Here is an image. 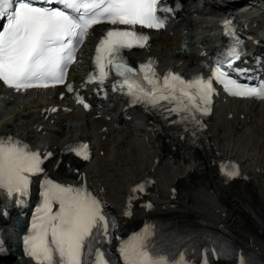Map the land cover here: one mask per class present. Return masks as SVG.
Wrapping results in <instances>:
<instances>
[{
    "label": "bare ground",
    "instance_id": "bare-ground-1",
    "mask_svg": "<svg viewBox=\"0 0 264 264\" xmlns=\"http://www.w3.org/2000/svg\"><path fill=\"white\" fill-rule=\"evenodd\" d=\"M179 1L182 7L176 18L164 31L151 33L147 46L131 53L130 60L152 61L158 72L171 70L195 78L205 74L220 43L210 34L233 9L225 0ZM256 11L242 14L239 21L245 34H257L260 43L254 42V47L264 51V24L255 17ZM100 35L98 28L91 33L81 62L71 71L70 79L79 88L86 86L85 75L92 71L91 51ZM60 92L35 91L17 103L9 96L7 113L0 117V136L25 142L43 155L52 153L46 176L65 186H84L98 197L116 216L115 235L120 240L132 227L151 219L201 216L229 226L243 246L264 258V102L218 99L205 131L204 163L197 165L192 157L171 151L153 120L125 110L116 95L105 99L96 95V105L86 112L74 99L60 98ZM5 93L9 95L0 86V94ZM79 141L90 144L86 161L64 151ZM224 161L239 164L237 179L227 180L221 173ZM141 184L142 192L132 191ZM20 222L13 215L6 226ZM12 237L7 234L6 252L0 255L5 262L0 264H31L16 260L12 247L20 253ZM111 248L116 255L115 241Z\"/></svg>",
    "mask_w": 264,
    "mask_h": 264
},
{
    "label": "snow or ice",
    "instance_id": "snow-or-ice-1",
    "mask_svg": "<svg viewBox=\"0 0 264 264\" xmlns=\"http://www.w3.org/2000/svg\"><path fill=\"white\" fill-rule=\"evenodd\" d=\"M43 3L62 7H36L33 0H0V81L7 87L21 91L64 85L72 92L73 85L66 83L68 68L76 62V52L90 30L106 23L129 27L111 28L100 38L95 49L98 75L89 77L88 82L103 83L114 71L120 79L113 90L124 92L131 103L142 104L145 110L150 105L153 110L163 109L178 116L174 123L198 124L195 113H208L216 91L213 81L229 95L264 100V83L250 86L233 76L247 71L235 66L242 52L238 39L225 58L210 69L211 76L206 79L197 76L185 80L171 72L161 78L152 61L139 69L130 66L123 50L143 48L149 39L136 26L163 29L168 19L164 14L175 10L167 7L164 0H43ZM222 23L225 33L234 35L232 21L225 19ZM76 101L89 109L90 105L80 95ZM64 151L84 160L89 158L87 144L66 145ZM50 156L52 153H45L44 159ZM43 162L41 154L27 145L10 136L0 137V196L6 192L15 205H24L31 177L44 173ZM220 170L227 180L240 176L234 163L222 164ZM143 188L141 184L132 191L142 192ZM40 197L29 232L23 238L25 254L35 264H110L107 253L97 245L110 242L116 221L98 197L84 186H65L46 175L41 182ZM54 204L58 205L56 210ZM0 214L7 212L0 209ZM3 251L0 242V253ZM119 252L124 264H169L165 257H154L145 250L141 235L122 242ZM177 264H184L183 258Z\"/></svg>",
    "mask_w": 264,
    "mask_h": 264
},
{
    "label": "rangeland",
    "instance_id": "rangeland-1",
    "mask_svg": "<svg viewBox=\"0 0 264 264\" xmlns=\"http://www.w3.org/2000/svg\"><path fill=\"white\" fill-rule=\"evenodd\" d=\"M13 255H14V257H19V255L17 253H14Z\"/></svg>",
    "mask_w": 264,
    "mask_h": 264
}]
</instances>
